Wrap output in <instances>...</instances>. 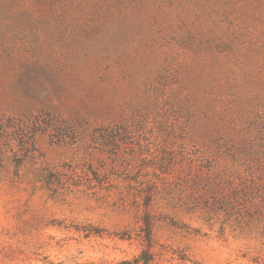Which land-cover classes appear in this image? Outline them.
I'll use <instances>...</instances> for the list:
<instances>
[{"label":"rangeland","instance_id":"obj_1","mask_svg":"<svg viewBox=\"0 0 264 264\" xmlns=\"http://www.w3.org/2000/svg\"><path fill=\"white\" fill-rule=\"evenodd\" d=\"M0 123V264H264L186 205L264 161V0H0Z\"/></svg>","mask_w":264,"mask_h":264},{"label":"trees","instance_id":"obj_2","mask_svg":"<svg viewBox=\"0 0 264 264\" xmlns=\"http://www.w3.org/2000/svg\"><path fill=\"white\" fill-rule=\"evenodd\" d=\"M260 160L232 159L229 162L226 159H206L197 164L190 195L193 202L190 197L186 205L199 200L208 215H223L233 220L234 227L242 231L260 227L264 235V161ZM46 172L37 177L47 190L56 195L64 181L52 171ZM148 219L146 232L150 240L151 224Z\"/></svg>","mask_w":264,"mask_h":264}]
</instances>
